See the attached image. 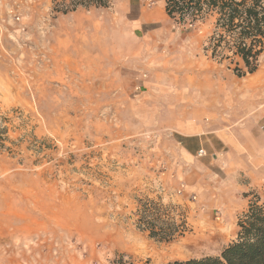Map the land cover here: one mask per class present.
<instances>
[{
  "label": "rangeland",
  "instance_id": "obj_1",
  "mask_svg": "<svg viewBox=\"0 0 264 264\" xmlns=\"http://www.w3.org/2000/svg\"><path fill=\"white\" fill-rule=\"evenodd\" d=\"M57 1L0 0V264L220 255L250 202H264V168L244 159L264 156V54L254 77H239V59L208 48L214 18L183 26L162 0H110L82 60L52 59L49 37L67 14ZM218 84L253 94L250 150L226 147L219 130L202 135L204 98H216L205 90ZM144 216L173 239L151 237Z\"/></svg>",
  "mask_w": 264,
  "mask_h": 264
},
{
  "label": "trees",
  "instance_id": "obj_2",
  "mask_svg": "<svg viewBox=\"0 0 264 264\" xmlns=\"http://www.w3.org/2000/svg\"><path fill=\"white\" fill-rule=\"evenodd\" d=\"M167 16L178 25L195 26L214 18V32L209 41L213 58H237L246 69L236 68L239 77L254 74L259 59L264 54V0H162ZM107 9L110 0H89L83 8ZM230 54V56H229ZM147 222L151 237L173 239L153 220ZM153 224V226H152ZM162 227V226H161ZM239 232L235 241L225 247L220 255L174 261L167 264H264V202L252 200L248 210L239 218ZM117 264H128L119 260ZM134 264V263H130ZM142 264H150L145 262Z\"/></svg>",
  "mask_w": 264,
  "mask_h": 264
},
{
  "label": "crops",
  "instance_id": "obj_3",
  "mask_svg": "<svg viewBox=\"0 0 264 264\" xmlns=\"http://www.w3.org/2000/svg\"><path fill=\"white\" fill-rule=\"evenodd\" d=\"M115 2L118 0H114ZM107 12V11H106ZM105 12V13H106ZM101 11L97 8L86 9L83 7L77 8L67 14H62L57 16L55 21V27L50 35V55L52 59L67 60V61H78L82 60L78 56L82 53H87L85 47H90L94 44L95 39H98L100 34L101 21L99 20ZM104 13V14H105ZM139 22L143 25L148 24V19L145 15H141ZM256 75H250L251 77ZM219 86H212L209 90H205L208 93H215L216 98L205 97L204 104L209 109V114L212 116V120L208 125V130L202 135L216 133L219 130L221 133L218 136V141L225 144L226 147H231L235 151L237 147L240 146L239 141H243V147L246 149H251L253 136H252V123L256 114L259 113L257 105L253 101V94H250L249 89L240 90L234 87H226L218 84ZM251 89L254 85L250 86ZM245 94V95H243ZM203 106L195 108V110L201 112ZM228 108L232 109L230 116L215 121L214 112L212 110H218L228 112ZM224 113V114H225ZM243 125V126H241ZM219 126V128H216ZM243 127V128H242ZM183 137H193L197 136L190 135V130H185ZM229 131V132H227ZM226 132V133H225ZM188 133V134H185ZM264 147V143H263ZM244 156L247 171H251L253 168H264V156L260 159L257 158L258 162L261 163L259 166L253 165V155L248 152ZM234 156V155H233ZM229 168V172H235L240 168V163L236 162V159L232 157Z\"/></svg>",
  "mask_w": 264,
  "mask_h": 264
},
{
  "label": "built area",
  "instance_id": "obj_4",
  "mask_svg": "<svg viewBox=\"0 0 264 264\" xmlns=\"http://www.w3.org/2000/svg\"><path fill=\"white\" fill-rule=\"evenodd\" d=\"M149 1L152 2L153 0ZM56 3L59 5L62 11H64L65 13H69L71 11L76 10L77 8L89 4V0H58ZM90 5L94 7V4L92 2L90 3ZM17 19L20 20V18Z\"/></svg>",
  "mask_w": 264,
  "mask_h": 264
},
{
  "label": "bare ground",
  "instance_id": "obj_5",
  "mask_svg": "<svg viewBox=\"0 0 264 264\" xmlns=\"http://www.w3.org/2000/svg\"><path fill=\"white\" fill-rule=\"evenodd\" d=\"M210 237V236H209ZM201 238H202V235H201ZM200 239V238H199ZM205 239V238H204ZM212 240V239H211ZM206 241V240H205ZM202 243H204V242H202Z\"/></svg>",
  "mask_w": 264,
  "mask_h": 264
}]
</instances>
